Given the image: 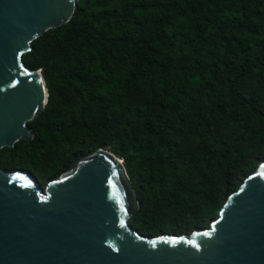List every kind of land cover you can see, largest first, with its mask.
<instances>
[{
  "label": "trees",
  "instance_id": "1",
  "mask_svg": "<svg viewBox=\"0 0 264 264\" xmlns=\"http://www.w3.org/2000/svg\"><path fill=\"white\" fill-rule=\"evenodd\" d=\"M23 61L48 101L0 165L44 186L110 151L141 234L209 226L264 162V0H79Z\"/></svg>",
  "mask_w": 264,
  "mask_h": 264
},
{
  "label": "water",
  "instance_id": "2",
  "mask_svg": "<svg viewBox=\"0 0 264 264\" xmlns=\"http://www.w3.org/2000/svg\"><path fill=\"white\" fill-rule=\"evenodd\" d=\"M79 0H0V151L34 138L45 108L42 70L23 61L32 42L67 24ZM124 161L99 149L42 186L0 165V264H264V162L209 226L147 236Z\"/></svg>",
  "mask_w": 264,
  "mask_h": 264
}]
</instances>
